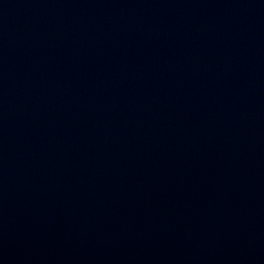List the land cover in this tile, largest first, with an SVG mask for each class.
I'll return each instance as SVG.
<instances>
[{
    "label": "water",
    "instance_id": "water-1",
    "mask_svg": "<svg viewBox=\"0 0 264 264\" xmlns=\"http://www.w3.org/2000/svg\"><path fill=\"white\" fill-rule=\"evenodd\" d=\"M0 264H264V0H0Z\"/></svg>",
    "mask_w": 264,
    "mask_h": 264
}]
</instances>
